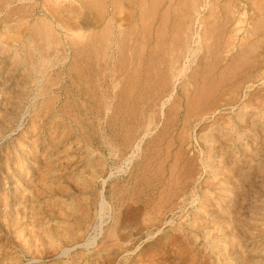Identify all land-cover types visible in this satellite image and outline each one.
Instances as JSON below:
<instances>
[{
    "label": "rangeland",
    "instance_id": "obj_1",
    "mask_svg": "<svg viewBox=\"0 0 264 264\" xmlns=\"http://www.w3.org/2000/svg\"><path fill=\"white\" fill-rule=\"evenodd\" d=\"M0 264H264V0H0Z\"/></svg>",
    "mask_w": 264,
    "mask_h": 264
}]
</instances>
